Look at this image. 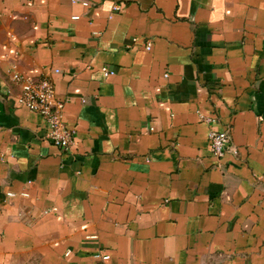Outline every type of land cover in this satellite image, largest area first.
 <instances>
[{
    "label": "crops",
    "instance_id": "crops-1",
    "mask_svg": "<svg viewBox=\"0 0 264 264\" xmlns=\"http://www.w3.org/2000/svg\"><path fill=\"white\" fill-rule=\"evenodd\" d=\"M82 1L0 0V264H264V0ZM12 72L52 77L72 153Z\"/></svg>",
    "mask_w": 264,
    "mask_h": 264
},
{
    "label": "built area",
    "instance_id": "built-area-1",
    "mask_svg": "<svg viewBox=\"0 0 264 264\" xmlns=\"http://www.w3.org/2000/svg\"><path fill=\"white\" fill-rule=\"evenodd\" d=\"M125 1L117 0L112 5L110 17L121 10V4ZM72 2L81 3L84 6L88 5L86 1L82 0H72ZM136 40L133 39V41ZM145 48L146 50L151 49L150 41H146ZM101 72L106 78L114 74V71L108 67H102ZM53 73L58 74L59 70L55 69ZM9 76L12 83L19 89L16 96L17 105L42 116L48 125L46 138L50 143L62 152L72 153L76 130L68 127L63 121L64 103L56 97L52 77L30 78L15 72L9 73ZM198 116L206 124H212L216 121L214 117L205 116L201 113H198ZM208 143L212 156L216 161H220L230 149V128L226 127L222 131L211 129L208 133ZM233 152L235 151L233 150ZM93 257L102 262L109 260V255L102 253V251H98Z\"/></svg>",
    "mask_w": 264,
    "mask_h": 264
}]
</instances>
